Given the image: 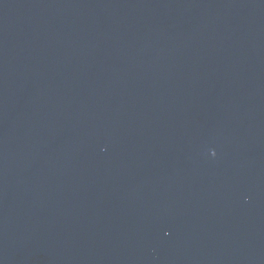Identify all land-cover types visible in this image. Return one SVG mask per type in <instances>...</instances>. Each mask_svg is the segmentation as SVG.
<instances>
[{"label": "water", "instance_id": "obj_1", "mask_svg": "<svg viewBox=\"0 0 264 264\" xmlns=\"http://www.w3.org/2000/svg\"><path fill=\"white\" fill-rule=\"evenodd\" d=\"M0 264H264V0H0Z\"/></svg>", "mask_w": 264, "mask_h": 264}]
</instances>
